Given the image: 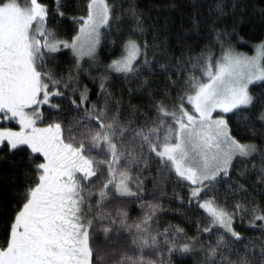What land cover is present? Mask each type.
Here are the masks:
<instances>
[{
    "label": "snow or ice",
    "instance_id": "snow-or-ice-1",
    "mask_svg": "<svg viewBox=\"0 0 264 264\" xmlns=\"http://www.w3.org/2000/svg\"><path fill=\"white\" fill-rule=\"evenodd\" d=\"M47 17V8L39 0H29L26 5L22 0H0V121H14L19 126V130L0 128V146L11 151L23 147L30 154L42 157V162L36 165L34 186L25 194L8 239L0 246V264H93L94 250L97 259L101 258L94 245V233L90 231L92 221L85 219L84 212L85 190L90 187L87 182L98 171L92 155L94 149L108 153L103 161L107 164L108 177L98 193V205L109 196L110 186L120 196L136 194L129 187L127 171L116 168L124 155L125 129L115 122H105L106 109L97 110L95 105L91 110L85 107L87 89L80 93L79 102L71 100L77 110L83 108L80 120L68 127L59 121L38 126L44 119L41 106L59 109L53 97L63 95L61 81L44 70L46 56L71 49L79 67L83 56H91L99 44L100 29L109 25L110 5L107 0H89L87 15L79 18V31L71 42L56 38L48 30ZM141 55V46L129 38L123 55L113 60L109 68L117 73H132ZM192 66L199 74L193 71L189 76L178 107L170 110L161 105L159 123L147 131L136 130L132 139L139 138L142 151L146 146L165 166L170 165L178 177L192 186L190 196L198 200L208 183L216 181L221 173L228 174L235 155L248 156L256 151L254 145L235 140L228 121L223 116L214 118L213 113L227 114L252 104L249 85L264 82V44L254 57L227 49L220 60L201 57ZM67 86L65 82L64 87ZM100 89L107 94L103 83ZM260 119L264 120V114ZM93 128L94 133L81 131ZM198 207L210 217L212 226L230 233L237 241L241 239L233 230V216L214 200L198 202ZM255 219L264 221V214ZM118 222L131 230L126 215ZM141 223L148 226L149 217ZM141 223L135 224L137 236L133 243L143 248L149 246V240L141 235L147 231ZM110 230L103 227L105 236ZM222 242L223 237L217 246ZM155 243L153 237L151 244ZM175 250L186 253L190 246L169 249ZM210 252L215 256L216 249Z\"/></svg>",
    "mask_w": 264,
    "mask_h": 264
},
{
    "label": "trees",
    "instance_id": "trees-1",
    "mask_svg": "<svg viewBox=\"0 0 264 264\" xmlns=\"http://www.w3.org/2000/svg\"><path fill=\"white\" fill-rule=\"evenodd\" d=\"M22 2L27 4L28 0ZM39 2L48 11V30L62 41H71L78 34L79 18L87 15L89 0ZM107 3L112 18L95 57L80 60L78 68L84 73L75 71L76 57L69 50L46 56L44 70L61 81L63 95L55 100L59 109L45 111L43 124L59 121L66 127L74 123V118H81L83 108L77 110L71 100L79 102L80 93L87 89L85 107L106 109L111 123L125 129V138L134 143L132 170L142 171L136 179L140 182L137 190L141 196L137 201L141 204L133 206L127 222L131 232V222L148 212V206L143 204L151 200L156 179L159 175L164 177V197L152 208L149 215L152 223L143 225L149 227L150 233L141 234L149 240V246L139 248L154 255L150 264H242L244 260L248 264H264V221L255 219L264 214V120L260 119L264 114V82L251 87L253 102L249 107L228 116L231 136L239 143L254 145L256 153L238 158L228 175L208 187L202 196L214 200L233 216L234 230L241 237L238 241L214 229L210 217L191 200L188 183L170 165L165 166L159 157L147 151L146 146L142 151L139 138L132 139L136 130L147 131L159 123L161 105L170 110L178 107L189 76L193 71L199 74L193 69V61L216 54L222 48L251 51L253 46L264 43V0H107ZM129 38L141 46V58L135 63L134 72H114L109 65L123 55ZM101 83L107 94L101 92ZM10 126L16 127L14 123ZM81 131L94 133L95 128ZM40 162L42 157L30 154L26 148L11 151L0 146V246L8 239L25 194L34 186L36 165ZM98 213L93 208L89 214L92 227ZM206 228L211 231H205ZM153 237L155 244H151ZM221 237L223 242L218 247ZM184 244L190 246L189 252L169 251ZM213 248L215 256L210 252Z\"/></svg>",
    "mask_w": 264,
    "mask_h": 264
},
{
    "label": "rangeland",
    "instance_id": "rangeland-1",
    "mask_svg": "<svg viewBox=\"0 0 264 264\" xmlns=\"http://www.w3.org/2000/svg\"><path fill=\"white\" fill-rule=\"evenodd\" d=\"M56 1L59 2L60 0H56ZM28 3H29V1H28ZM109 24H110V21H109ZM108 26L102 27L100 29L99 44L96 46L94 53L91 56L84 55L83 59L84 58H92L93 59L95 57L94 56L95 52L98 51V49L100 47V43H101L102 38H103V33L108 28ZM262 44H264V43L261 42L260 44L253 46V50H251V51H247V50L246 51H242V50L239 51V50H235L233 48H222L220 50V52H218L216 54L211 53L209 55V57H211L213 60H220L222 57L223 51L227 50V49H231L233 51V53L243 54V55L248 56V57H254L257 55V49ZM224 45L226 46V44H224ZM62 50L71 51V49H62ZM56 53H58V52H56ZM203 53H206V52H203ZM51 54H55V53H51ZM137 61H139V59H137ZM93 67H95V66H93ZM96 68H100V66L97 65ZM75 71L83 72V69L79 70V68L76 67ZM259 83H261V82H256V83L249 85V94L251 96H252L251 87L256 85V84H259ZM57 98H59V97H53L54 103H55V100ZM187 107L190 108V105H188ZM47 108H50V107L48 105L41 106L40 110L43 113V116H44L45 110ZM236 110H234V111H236ZM231 113L224 114V113L217 112V113H213V117L215 118L218 116H223L228 121V116ZM108 114H109V112H108ZM108 114L106 111L105 122L111 123V118ZM80 119L81 118H79V119L74 118L73 121L76 122ZM12 122H14V121H0V128H11L12 130H19V126L17 124H16L17 127L7 126L8 123L11 124ZM38 126L43 127V126H47V125H44L43 120H41L38 122ZM66 127H68V126H66ZM73 130H75V128ZM125 140H126V142L122 148L124 155L121 156L120 164L116 165V168L118 171H124V170L127 171L128 175L130 177V179L128 181L129 187L131 188V190L133 192L136 193L133 196L117 195L115 193L114 187L110 186L109 196L101 204L98 205V203H97V201L99 199L98 193L101 190L102 184L104 182H106L107 177H108L107 164L103 162L106 158H108V153L106 151H100V150L92 152V155L96 159V167H97L98 171H97V176L93 177L91 181L87 182L90 185V187L85 190V197H86L85 203H87L88 205H85L86 209H84V212H85V219L86 220H89V214L91 213V210H93V208H95V210L99 212L97 215H95L96 221H95V224L93 225L92 229L90 230L94 233L93 239H94L95 248L99 249L100 255H101V258L97 259L96 251L94 250L93 260H94L95 264H150L154 261V255L151 251L140 249L139 247H137L136 244L133 243L135 237L137 236L135 224L141 223L145 217H149V219H150L149 215L152 213V210H153L152 208L155 207L158 204L157 202L159 200H162V198L164 197L165 180H164V177L162 175H159L158 178L156 179V182L154 184V188L151 192V195H152L151 200H148L143 204V205L148 206V209H147L148 212H144L141 216H139L138 221L131 222V226L133 227L132 232H131V230H129V228L122 227L118 221L124 215H126V220H127V222H129L130 210L133 208L134 205L141 204V201H137V199L139 198L137 186H140V182L136 181V179H139V177L142 175V171L139 170V172H138L137 170H134V169L132 170V168L134 167V162H135V160L133 158L134 155L132 152V150H134V143H131L132 142L131 138H125ZM255 153H256V151L251 153L248 156L235 155L233 157V160H232V163L229 167L228 172L231 170L232 165L234 164V162L238 158L252 157ZM223 176H224V174L221 173V175L219 177H217L216 181H213L211 183L206 182V183H208V187H210L212 184L217 182ZM149 177L152 178L151 175H149ZM185 182L188 183L187 181H185ZM188 185L190 186V189H191L192 186L189 183H188ZM208 187H206L204 189V191L201 193V196H200V198H198V200H194V202L197 205H198V202H204L206 200H210V199L202 198L204 192L207 190ZM190 198H191V200H193L191 196H190ZM94 201H96V202H94ZM201 210L204 211L203 209H201ZM152 219L153 218L151 217V220H149L151 223H152ZM112 221H116V223H112ZM114 226H115V228H113ZM141 226L144 227L142 223H141ZM103 227H110V229H111L107 233V236H105V234L103 232ZM213 227L216 230H220V231L225 232L223 229H221L219 227H215V226H213ZM232 227L234 230V220H233ZM114 229L116 231H114ZM146 233H150L149 227H147ZM225 233L231 236L230 233H227V232H225Z\"/></svg>",
    "mask_w": 264,
    "mask_h": 264
},
{
    "label": "bare ground",
    "instance_id": "bare-ground-1",
    "mask_svg": "<svg viewBox=\"0 0 264 264\" xmlns=\"http://www.w3.org/2000/svg\"><path fill=\"white\" fill-rule=\"evenodd\" d=\"M242 128H243V127H242ZM237 158H238V157H237ZM235 160H236V159H235ZM235 160H234V161H235ZM238 160H239V159H238ZM243 162H244V161H243ZM230 171H231V170H230ZM230 171H229V172H230ZM173 172H174V171H173ZM229 172H228V173H229ZM227 175H228V174H227ZM224 176H225V175H224ZM138 196L140 197L141 195L138 193ZM157 208H159V207H157ZM149 220H150V219H149ZM209 227H210V226H209ZM150 249H151V248H150Z\"/></svg>",
    "mask_w": 264,
    "mask_h": 264
}]
</instances>
